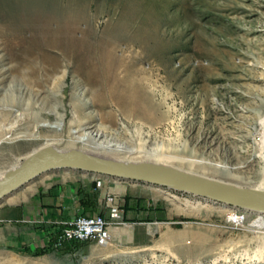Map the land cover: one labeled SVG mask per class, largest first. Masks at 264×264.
Listing matches in <instances>:
<instances>
[{"label":"rangeland","instance_id":"rangeland-1","mask_svg":"<svg viewBox=\"0 0 264 264\" xmlns=\"http://www.w3.org/2000/svg\"><path fill=\"white\" fill-rule=\"evenodd\" d=\"M263 119L264 0H0V177L50 147L264 191ZM83 134L134 152L90 149ZM103 180L97 189L88 173L53 169L2 198L0 264H264L255 260L264 233L228 223L253 213ZM66 189L81 214L107 218V199L138 192L166 213L123 219L102 246L53 247L19 213L7 221L10 209L34 210Z\"/></svg>","mask_w":264,"mask_h":264},{"label":"water","instance_id":"water-1","mask_svg":"<svg viewBox=\"0 0 264 264\" xmlns=\"http://www.w3.org/2000/svg\"><path fill=\"white\" fill-rule=\"evenodd\" d=\"M53 169H71L120 181L158 186L223 206L264 215L263 190L236 187L162 164L116 161L80 150L57 151L50 147L32 151L18 166L0 177V200Z\"/></svg>","mask_w":264,"mask_h":264},{"label":"crops","instance_id":"crops-1","mask_svg":"<svg viewBox=\"0 0 264 264\" xmlns=\"http://www.w3.org/2000/svg\"><path fill=\"white\" fill-rule=\"evenodd\" d=\"M124 191V187H121L118 192L122 193ZM73 193V194H72ZM74 190H65L63 193H59L55 197H50V200H46L43 203H39L38 207L34 210H12L10 209L6 213H9V218L7 221L17 222L18 219H14L13 216L16 213L20 215V223H35V230H33L34 236H37L42 242L51 236L53 225L58 224L61 219V213H81L79 212V207L75 208L74 205L70 203V201H66L70 199L68 197L75 196ZM122 213L123 219L128 221H138L141 218L139 216H148L155 218L156 214L166 213V209L160 205H156V201L147 195L146 192H138L132 194L127 197L126 201H123L119 204ZM106 208V207H105ZM106 209L101 211V213H105ZM5 213V212H1ZM27 213H36L35 215H28ZM32 229V228H31Z\"/></svg>","mask_w":264,"mask_h":264},{"label":"built area","instance_id":"built-area-1","mask_svg":"<svg viewBox=\"0 0 264 264\" xmlns=\"http://www.w3.org/2000/svg\"><path fill=\"white\" fill-rule=\"evenodd\" d=\"M90 175L91 181L94 182L97 189L105 185L103 179H111L102 175ZM107 202H109L107 218L101 214L87 215L78 212L71 215L63 228L58 232H52L53 247H60L69 242H92L98 246L106 244L110 240L111 229L116 228L123 220L119 204L113 202L112 199H107ZM232 214L234 218L242 216V213L239 212ZM228 223L233 224L230 221Z\"/></svg>","mask_w":264,"mask_h":264},{"label":"bare ground","instance_id":"bare-ground-1","mask_svg":"<svg viewBox=\"0 0 264 264\" xmlns=\"http://www.w3.org/2000/svg\"><path fill=\"white\" fill-rule=\"evenodd\" d=\"M261 124L264 125V119L262 120ZM100 135H99V133H97L95 135L93 134V136L96 137V138L98 136H100ZM261 138H263V137H261ZM77 142L83 143V144L87 145L90 149H94L96 151L99 150V151H109V152H134L133 149H129V148H126L125 146H121V145H117V144L96 143L94 141V139L92 138V136L88 137V134H83V135L79 136L77 138ZM259 156L260 155L254 157V158L255 159H260L261 157H259ZM262 158H264V157H262ZM116 161H118V160H116ZM232 169H235V168H232ZM262 169H261L263 171L262 179L264 180V163H263V168ZM106 177H108V176H106ZM251 213H253L254 216L244 213V214H242V216L240 218H238V217L234 218L233 215H232V221H233V223L235 222L238 225L242 224L244 222L248 223V225H250L252 228H254L253 231H262L264 233V215L263 214H259L258 212H251ZM114 229H116V228H114ZM114 229H111V233H112V230H114ZM106 244H108V242ZM256 252L257 253L255 254V256L257 258H255V260L260 263V262L263 261L262 259L264 258V239L262 240V243H261L260 247L258 248V250ZM243 256H248V252L244 253ZM218 261L219 260L214 261L213 264H217Z\"/></svg>","mask_w":264,"mask_h":264},{"label":"trees","instance_id":"trees-1","mask_svg":"<svg viewBox=\"0 0 264 264\" xmlns=\"http://www.w3.org/2000/svg\"><path fill=\"white\" fill-rule=\"evenodd\" d=\"M69 243H71V242H69Z\"/></svg>","mask_w":264,"mask_h":264}]
</instances>
